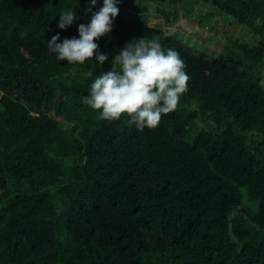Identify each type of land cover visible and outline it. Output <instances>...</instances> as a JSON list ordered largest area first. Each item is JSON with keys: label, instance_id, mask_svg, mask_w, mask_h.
Returning a JSON list of instances; mask_svg holds the SVG:
<instances>
[{"label": "trees", "instance_id": "16d2710c", "mask_svg": "<svg viewBox=\"0 0 264 264\" xmlns=\"http://www.w3.org/2000/svg\"><path fill=\"white\" fill-rule=\"evenodd\" d=\"M185 1L115 0L97 66L47 43L79 38L103 0H0V264H264V0H193L257 36L216 56L169 32ZM69 7L78 18L60 29ZM141 37L176 50L190 80L138 131L83 98Z\"/></svg>", "mask_w": 264, "mask_h": 264}, {"label": "clouds", "instance_id": "9594fccd", "mask_svg": "<svg viewBox=\"0 0 264 264\" xmlns=\"http://www.w3.org/2000/svg\"><path fill=\"white\" fill-rule=\"evenodd\" d=\"M90 2L96 4V0ZM75 7L61 11L60 29H67L78 18ZM86 11L92 12V8ZM118 13L115 0H103V6L92 12L90 22L78 25L79 38H65L57 43L60 39L57 33L48 41V51L69 64L83 65L95 56L97 66H102L108 56L98 51L95 41L112 32ZM26 35V31L20 33L21 38ZM185 68L179 53L171 48L165 50L158 38H136L113 57L110 71L95 76L83 103L99 110V119L115 121L127 116L128 125H135L138 131L155 129L162 116L178 108L181 97L188 91L190 77Z\"/></svg>", "mask_w": 264, "mask_h": 264}, {"label": "rangeland", "instance_id": "374dc122", "mask_svg": "<svg viewBox=\"0 0 264 264\" xmlns=\"http://www.w3.org/2000/svg\"><path fill=\"white\" fill-rule=\"evenodd\" d=\"M180 8V17L168 28L169 32H173L191 47L212 56L218 55L227 44H233L236 39L251 44L257 38L249 26L238 24L233 16L220 12L211 3L186 0ZM260 68L264 83V58Z\"/></svg>", "mask_w": 264, "mask_h": 264}]
</instances>
